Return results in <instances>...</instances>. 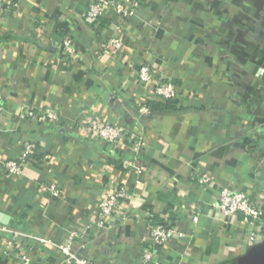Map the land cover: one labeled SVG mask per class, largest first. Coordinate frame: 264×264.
Returning a JSON list of instances; mask_svg holds the SVG:
<instances>
[{
	"label": "crops",
	"instance_id": "crops-1",
	"mask_svg": "<svg viewBox=\"0 0 264 264\" xmlns=\"http://www.w3.org/2000/svg\"><path fill=\"white\" fill-rule=\"evenodd\" d=\"M92 1L0 0V160L16 158L26 142L38 147L20 178L0 166V211L9 226L54 241L76 231L74 250L92 264H137L155 224L179 231L153 247L162 264H238L254 246L253 230L264 240V224L213 203L231 188L264 208V0H142L131 19L107 9L91 25ZM121 36L120 49L106 45ZM65 39L77 55L65 53ZM144 64L178 87L179 110L140 114L162 101L139 79ZM24 105L61 118L20 119ZM85 116L144 134L148 145L136 154L96 139L81 124ZM132 159L146 171L124 169ZM43 181H56L64 196L41 194ZM118 184L129 198L99 229V200ZM10 237L0 233V264H20L6 250ZM22 248L36 264H66L48 245L24 240Z\"/></svg>",
	"mask_w": 264,
	"mask_h": 264
},
{
	"label": "built area",
	"instance_id": "built-area-1",
	"mask_svg": "<svg viewBox=\"0 0 264 264\" xmlns=\"http://www.w3.org/2000/svg\"><path fill=\"white\" fill-rule=\"evenodd\" d=\"M142 0H93L87 13L85 21L88 24L99 22L106 13L107 9H113L121 19H131L137 15L141 7ZM2 9V5H0ZM126 36L110 39L106 45L120 49L126 42ZM63 48L68 56L77 55V47L70 40L65 39ZM139 79L146 84L153 93V98L162 100H176L180 96L178 87L173 81L161 76L157 78L154 69L149 64H144L138 71ZM5 96L0 93V117L4 112ZM140 114H149L148 107L139 109ZM20 119H38L42 122L58 121L61 115L58 110L50 107L32 108L26 105L21 107L19 113ZM82 126L92 134L93 137L107 143L121 142L130 145L134 153H139L148 145L144 134H139L132 129L110 122L104 117L85 116L81 119ZM37 145L32 142H26L20 154L16 158L0 160V166L12 177L20 178L29 161L37 154ZM123 168L126 170L136 169L139 173L146 171V167L140 165L136 160H125ZM201 184H206L210 178L203 175L198 180ZM41 194L48 195L54 199H60L64 196V189L56 181H43L36 184ZM129 198L126 186L118 184L110 187L101 196L97 207V219L93 222L99 229H108L112 220L117 219V209ZM213 205L219 208L225 215H242L245 222L251 223L255 227L264 224V208L257 203L248 194L236 191L231 188H222ZM198 213L193 215V219H198ZM0 233L11 235L6 242V250L11 255L17 257L20 264H36L28 249H23L24 240H32L53 247L62 257L66 264H92L85 255H79L74 250L75 240L78 233L72 232L63 241H54L47 237L33 235L24 231H19L9 225L0 224ZM178 230L160 224L151 225L148 231V240L150 246L144 247L137 264H162L157 258L154 246L165 245L175 240ZM261 238L258 230H253L250 234L252 244H257Z\"/></svg>",
	"mask_w": 264,
	"mask_h": 264
},
{
	"label": "water",
	"instance_id": "water-1",
	"mask_svg": "<svg viewBox=\"0 0 264 264\" xmlns=\"http://www.w3.org/2000/svg\"><path fill=\"white\" fill-rule=\"evenodd\" d=\"M11 216L0 211V224L10 225ZM238 264H264V240L255 244L247 253L238 259Z\"/></svg>",
	"mask_w": 264,
	"mask_h": 264
},
{
	"label": "trees",
	"instance_id": "trees-1",
	"mask_svg": "<svg viewBox=\"0 0 264 264\" xmlns=\"http://www.w3.org/2000/svg\"><path fill=\"white\" fill-rule=\"evenodd\" d=\"M198 108L196 105L194 106ZM150 113L148 116H152L158 112L165 111V110H172L177 111L179 108L176 105L175 100H162L161 102L152 103L149 107ZM11 227L19 230V231H26L27 229L24 227V225H19L16 221L12 222ZM26 242H32L30 240H25Z\"/></svg>",
	"mask_w": 264,
	"mask_h": 264
}]
</instances>
